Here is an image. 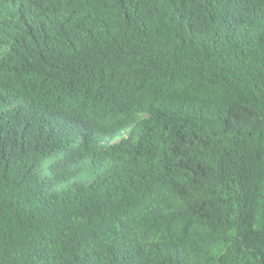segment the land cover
<instances>
[{"label":"trees","instance_id":"obj_1","mask_svg":"<svg viewBox=\"0 0 264 264\" xmlns=\"http://www.w3.org/2000/svg\"><path fill=\"white\" fill-rule=\"evenodd\" d=\"M0 264H264V0H0Z\"/></svg>","mask_w":264,"mask_h":264}]
</instances>
